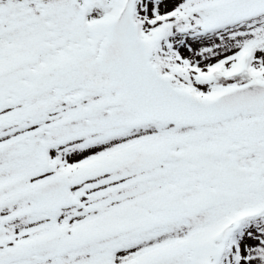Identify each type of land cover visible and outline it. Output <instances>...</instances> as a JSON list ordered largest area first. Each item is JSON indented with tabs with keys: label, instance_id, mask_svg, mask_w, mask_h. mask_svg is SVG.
I'll list each match as a JSON object with an SVG mask.
<instances>
[{
	"label": "snow or ice",
	"instance_id": "obj_1",
	"mask_svg": "<svg viewBox=\"0 0 264 264\" xmlns=\"http://www.w3.org/2000/svg\"><path fill=\"white\" fill-rule=\"evenodd\" d=\"M0 264H264V0H0Z\"/></svg>",
	"mask_w": 264,
	"mask_h": 264
}]
</instances>
